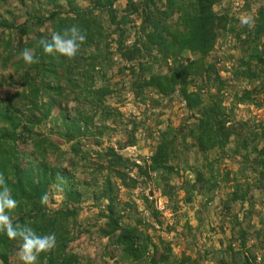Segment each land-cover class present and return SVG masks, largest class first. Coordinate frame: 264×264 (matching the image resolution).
<instances>
[{
    "label": "trees",
    "instance_id": "trees-1",
    "mask_svg": "<svg viewBox=\"0 0 264 264\" xmlns=\"http://www.w3.org/2000/svg\"><path fill=\"white\" fill-rule=\"evenodd\" d=\"M46 1L57 4V0ZM77 1H87L90 6L48 12L42 9V0H0V6L16 2L19 9L30 10L24 25L9 20L11 12L7 17L0 13V32L16 31L17 36L30 38L21 45L13 35L0 37V72L10 66L19 85L13 95L0 101V176L17 201V207L8 213L11 221L39 235L55 234L54 247L40 253L35 264H82L66 251L79 234L82 206L91 200L99 210V220L105 221L99 235L119 249L123 264H196L190 257H177L162 240L160 246L153 243L142 230L151 226L138 216L136 205L118 203L116 182L130 192L154 183L170 202L176 196L170 181L181 171L195 177L193 184L187 183L188 199L198 189L213 200L221 181L232 183L224 209L249 200L253 204L254 191L264 192V123L236 121L224 106L223 95L235 90L238 104L261 107L256 100L264 95V53L260 51L264 11H259L254 25L237 29L238 20L229 9H215L226 0H125L126 13L116 8L120 0H68V4ZM47 24L49 32L36 31ZM74 25L87 36L74 58L44 52L42 40ZM229 35L235 37L241 53L235 80L249 86L260 82L261 88L244 89L239 95L233 81L222 77L218 57L213 54L218 41ZM25 48L32 50L37 63L23 61L20 53ZM185 54L191 58L184 60ZM115 59L121 65L118 73L128 74V82L113 83L110 73L117 64ZM12 78L7 84V78L0 76V90L11 86ZM119 87L154 109L178 98L189 113L178 131L168 127L159 132L151 156L142 165L120 153L136 146L141 124L129 123L130 130L124 126V115L117 106L122 98ZM70 102L77 105L73 115L65 107ZM55 111V125L44 131L53 123ZM119 129L127 134L126 142L119 143L118 149L105 147ZM193 148L198 158L190 165L188 155ZM213 155L219 161H237L239 170L220 178ZM134 171L136 176H131ZM55 194L63 197L57 210L50 206ZM143 200L151 216L158 218L153 200ZM124 215L130 224L124 225ZM232 218L240 228L239 249L235 252L230 245L229 251L232 258H239L223 264H256L252 253L245 254L249 234L233 212ZM262 226L255 234L258 239H264V222ZM21 244L0 229L1 264H9ZM260 244L264 248V240Z\"/></svg>",
    "mask_w": 264,
    "mask_h": 264
},
{
    "label": "rangeland",
    "instance_id": "rangeland-1",
    "mask_svg": "<svg viewBox=\"0 0 264 264\" xmlns=\"http://www.w3.org/2000/svg\"><path fill=\"white\" fill-rule=\"evenodd\" d=\"M43 1L42 9L46 11H63L66 12L69 9L78 6L80 9L89 8L90 4L87 1H77L73 6L68 4V0H57L56 5L48 4L46 0ZM127 2L120 0L116 4V8L126 13ZM216 11L221 9H229L232 17L236 18L237 29H242L247 24L254 25V19L258 16L259 11H264V0H226L220 6H217ZM7 12L12 13V17L9 20L17 19V25H24L28 19L30 10H26L24 7L19 9L16 2H11L7 5L0 6V13L5 17ZM19 17V18H17ZM136 19L135 17L133 18ZM247 20V23L243 21ZM137 25L140 24L138 20ZM36 31L47 33L51 27L47 24L41 28H35ZM11 36L18 44H25L29 42L30 38L27 36L20 37L16 35V31L0 32V37ZM7 36V37H8ZM35 38V35H33ZM239 43L234 36L229 35L226 39L218 41L215 47V57H218V69L221 75L225 79L233 81V85L237 87V91H240L239 95L244 89L261 88L262 83H255L253 86H249L246 82H238L234 78V73L238 68V61L241 57V53L237 46ZM1 53L3 50H0ZM260 51L264 53V41L260 47ZM189 54L184 55V60L190 59ZM15 61V60H14ZM117 63L110 75L113 77V83L128 82V74L120 75L118 73L120 66L119 60L115 59ZM253 65H256L255 63ZM0 60V68H1ZM169 71V70H168ZM167 70L164 71L168 72ZM0 76L7 78V84L9 78H12V85L6 86L0 90V101L5 100L8 96L13 95L19 88L16 84V74L9 66L7 71L0 72ZM262 82V80H261ZM122 98L120 104H117L121 113L124 115V126L128 125V130L131 129L134 121L140 123L136 132V146L129 147L121 150V155L129 159L131 162L137 164H144L143 161L147 160L152 154V147L156 145V140L159 137V132L164 131L168 127H173L177 131L183 127V123L188 118L189 113L185 108V104L178 98H174L172 101H164L160 108H153L140 104L132 92L127 89L119 87ZM224 106L228 109L229 113H232L236 121L248 122L251 125H257L264 123V95L257 98V102L261 107L254 105H241L235 100V90L225 92ZM154 97H156L154 95ZM118 100V99H117ZM115 104L116 100L111 101ZM69 109L70 114H75L77 105L74 102H70L65 105ZM57 112H54V117H57ZM56 121L47 124L46 129H50L55 125ZM132 123V124H129ZM160 123V124H159ZM125 129V128H124ZM120 130L113 135L110 140L105 142L104 146H114L118 149L119 143H125L128 139L125 131ZM233 146V145H232ZM197 151L193 148L189 152V164L196 163L198 156ZM212 161H217L216 167L219 172V177L222 178L226 172L238 171L240 166L237 161L231 158H226L223 161H219L218 157L211 156ZM131 176H136V172L131 173ZM195 177L191 173H185L183 171L180 174H174L173 179L170 181V185L175 189V197L172 202L162 194V190L155 186L154 183L149 185H140V188L134 191H128L124 187L116 182L118 188H115V194L117 196L118 203L121 204H135L137 207V214L143 218L147 225L151 228L142 230L145 234L149 235L156 245L160 246V241H164L165 244L171 246L173 252L177 257H190L192 263L196 264H223L225 262L238 261L239 257H233V252L229 251L230 245L235 252L239 249V234L240 228L235 227L232 218V212L237 215L239 223L249 234L247 248V255H254L256 258V264H264V248L261 247L263 238L258 239L255 235L256 232L263 228L264 222V192L254 191V197L248 202L241 204H230L231 207L224 209V203L229 199L230 194L233 191V184L220 182V188L215 191L214 199L209 200L204 193L195 189L194 196L188 199L186 189L188 184H193ZM117 193V194H116ZM143 197H148L154 202V209L160 213L158 218H153L150 211L147 209ZM63 204V197L60 194H55L50 199V206L52 209L57 210L61 208ZM233 205V206H232ZM77 222L76 234L78 236L70 244L66 253L73 255L74 261H80L82 264H123L121 262V252L114 245L109 244V240L99 235V228L104 225L105 221L99 220V210L93 206L91 200H87L83 206ZM102 210H105V205L102 206ZM252 212V215H250ZM124 225L130 224V220L126 215L123 216ZM162 248V247H161ZM262 248V249H261ZM152 249L149 253L152 254ZM233 254V255H232ZM2 261L0 260V264ZM9 264H21L16 255L11 257Z\"/></svg>",
    "mask_w": 264,
    "mask_h": 264
},
{
    "label": "clouds",
    "instance_id": "clouds-1",
    "mask_svg": "<svg viewBox=\"0 0 264 264\" xmlns=\"http://www.w3.org/2000/svg\"><path fill=\"white\" fill-rule=\"evenodd\" d=\"M247 23L248 21H243ZM86 33L78 26H71L62 32H54L50 39L42 40L41 44L46 54H59L67 59L74 58L82 44L86 41ZM23 61L29 65L37 63L31 49L25 48L20 53ZM43 199H46L44 197ZM17 207L10 188L0 176V229H3L9 239L20 240L22 244L17 251L21 264H35L38 255L51 250L55 243V234L39 235L30 228L14 225L8 214Z\"/></svg>",
    "mask_w": 264,
    "mask_h": 264
}]
</instances>
